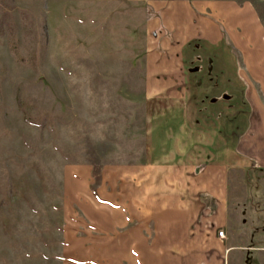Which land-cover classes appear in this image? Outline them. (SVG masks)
<instances>
[{"label":"crops","instance_id":"1","mask_svg":"<svg viewBox=\"0 0 264 264\" xmlns=\"http://www.w3.org/2000/svg\"><path fill=\"white\" fill-rule=\"evenodd\" d=\"M14 1L45 3L52 17L69 5L136 1L153 13L147 22L153 41L145 61V159L105 166L98 174L87 164L65 168V209L72 219L63 246L95 248L100 262L108 257L114 264L224 259L234 247L218 243L216 228L227 222L231 173L264 179V24L254 6L231 0Z\"/></svg>","mask_w":264,"mask_h":264},{"label":"rangeland","instance_id":"2","mask_svg":"<svg viewBox=\"0 0 264 264\" xmlns=\"http://www.w3.org/2000/svg\"><path fill=\"white\" fill-rule=\"evenodd\" d=\"M231 1L250 2L264 24V0ZM152 17L144 1L69 5L53 17L45 3L0 5V264H114L63 246L64 170L143 163ZM246 177L231 173L227 222L216 228L234 250L202 264H264V179Z\"/></svg>","mask_w":264,"mask_h":264},{"label":"trees","instance_id":"3","mask_svg":"<svg viewBox=\"0 0 264 264\" xmlns=\"http://www.w3.org/2000/svg\"><path fill=\"white\" fill-rule=\"evenodd\" d=\"M5 1H6V0H0V5H1V6H4V5H5ZM1 101H2V94H1V92H0V103H1ZM15 101H16V104H17L20 108H22L23 103H22L21 89H18V90H17V94H16V97H15Z\"/></svg>","mask_w":264,"mask_h":264},{"label":"built area","instance_id":"4","mask_svg":"<svg viewBox=\"0 0 264 264\" xmlns=\"http://www.w3.org/2000/svg\"><path fill=\"white\" fill-rule=\"evenodd\" d=\"M218 237L223 239L224 238V233L222 231H219L218 232Z\"/></svg>","mask_w":264,"mask_h":264}]
</instances>
